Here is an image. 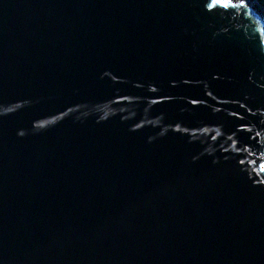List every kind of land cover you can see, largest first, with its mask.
<instances>
[{
	"label": "water",
	"instance_id": "1",
	"mask_svg": "<svg viewBox=\"0 0 264 264\" xmlns=\"http://www.w3.org/2000/svg\"><path fill=\"white\" fill-rule=\"evenodd\" d=\"M204 3L0 0V264H264V11Z\"/></svg>",
	"mask_w": 264,
	"mask_h": 264
},
{
	"label": "snow or ice",
	"instance_id": "2",
	"mask_svg": "<svg viewBox=\"0 0 264 264\" xmlns=\"http://www.w3.org/2000/svg\"><path fill=\"white\" fill-rule=\"evenodd\" d=\"M245 0H239V4H234L231 2V0H205L204 7L211 12L213 9L219 7V8H229V7H240L244 8ZM261 171H264V164H261L260 166Z\"/></svg>",
	"mask_w": 264,
	"mask_h": 264
},
{
	"label": "trees",
	"instance_id": "3",
	"mask_svg": "<svg viewBox=\"0 0 264 264\" xmlns=\"http://www.w3.org/2000/svg\"><path fill=\"white\" fill-rule=\"evenodd\" d=\"M264 11V0H254Z\"/></svg>",
	"mask_w": 264,
	"mask_h": 264
},
{
	"label": "rangeland",
	"instance_id": "4",
	"mask_svg": "<svg viewBox=\"0 0 264 264\" xmlns=\"http://www.w3.org/2000/svg\"><path fill=\"white\" fill-rule=\"evenodd\" d=\"M261 12H262V10L261 9H259ZM263 13V12H262Z\"/></svg>",
	"mask_w": 264,
	"mask_h": 264
}]
</instances>
